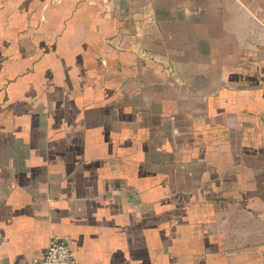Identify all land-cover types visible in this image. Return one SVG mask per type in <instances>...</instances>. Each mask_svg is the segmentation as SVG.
I'll return each mask as SVG.
<instances>
[{"label":"crops","instance_id":"crops-1","mask_svg":"<svg viewBox=\"0 0 264 264\" xmlns=\"http://www.w3.org/2000/svg\"><path fill=\"white\" fill-rule=\"evenodd\" d=\"M55 235L80 264H264V5L0 0V264Z\"/></svg>","mask_w":264,"mask_h":264},{"label":"built area","instance_id":"built-area-1","mask_svg":"<svg viewBox=\"0 0 264 264\" xmlns=\"http://www.w3.org/2000/svg\"><path fill=\"white\" fill-rule=\"evenodd\" d=\"M30 264H80L69 242L62 236L51 237L42 257Z\"/></svg>","mask_w":264,"mask_h":264},{"label":"rangeland","instance_id":"rangeland-1","mask_svg":"<svg viewBox=\"0 0 264 264\" xmlns=\"http://www.w3.org/2000/svg\"><path fill=\"white\" fill-rule=\"evenodd\" d=\"M257 3H260L262 5H264V0H245V4H246V7L249 8V9H255L257 10ZM232 4V3H231ZM218 22V20H214V23L216 24ZM247 24H249V22H247Z\"/></svg>","mask_w":264,"mask_h":264}]
</instances>
